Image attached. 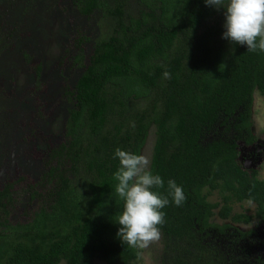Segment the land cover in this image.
Listing matches in <instances>:
<instances>
[{"label": "trees", "instance_id": "16d2710c", "mask_svg": "<svg viewBox=\"0 0 264 264\" xmlns=\"http://www.w3.org/2000/svg\"><path fill=\"white\" fill-rule=\"evenodd\" d=\"M71 1L87 18L99 8V0ZM126 5L116 0L107 10L112 32L92 45L67 87L63 139L47 146L38 182L22 189L37 202L35 211L11 220L15 201L0 192L8 197L0 203V264H136L141 249L117 237L123 201L115 192L114 154L119 148L141 155L151 126L149 167L164 180L159 191L168 195L172 179L186 196L182 206L169 197L163 209L165 264H239L238 243L255 231L237 225L264 226V181L238 150L257 141L251 109L255 92L264 97V52L223 39V10L204 0H138L128 17ZM80 40L83 52L87 39ZM214 191L220 202L208 201ZM244 203L255 204L252 215L233 212ZM213 250L217 256L206 255ZM260 257L256 263L264 264Z\"/></svg>", "mask_w": 264, "mask_h": 264}, {"label": "rangeland", "instance_id": "374dc122", "mask_svg": "<svg viewBox=\"0 0 264 264\" xmlns=\"http://www.w3.org/2000/svg\"><path fill=\"white\" fill-rule=\"evenodd\" d=\"M114 1L116 0H99V8L91 18H87L79 13L71 0H0L1 190L8 184L14 192V186L21 187L20 177L25 184L36 183L41 178L46 168L43 166L47 155L45 151H49L50 146L56 148L63 139L71 107L66 96L67 87L71 89L83 71L82 64L87 62L92 45L112 32L114 21L107 10L114 7ZM126 2L125 16L128 17V12L135 15L138 0ZM82 37L87 39L82 44L83 52L77 49ZM39 63L42 69L36 78L34 69ZM41 85H45L47 89L41 100L46 111L52 110V116L45 122L35 119L30 126L28 123L33 107L29 95L33 86ZM137 102L131 104L138 106ZM251 111L252 130L257 141L250 147L238 144L240 161L248 163V168L256 169L257 179L264 181V97L258 92L254 93ZM30 134L33 136L29 139ZM154 134V127L151 126L141 152L149 162L155 141ZM46 145L49 147L46 148ZM77 181L78 179V185ZM13 197L15 202L11 205V220L20 218L23 221L24 213L30 214L37 208L35 201L30 203L26 197L25 200H18V195ZM208 201L220 202L218 192H212ZM233 210L234 213L252 215L255 204H235ZM213 220L218 224L222 223L216 216ZM227 222L229 221L223 223ZM237 228L244 232L255 231L238 243L236 248L243 255L242 261L238 263L257 264V256L264 259V245L259 246L264 240V226L253 220L249 224H239ZM249 243L255 245H248ZM210 254L214 258L217 251H207L206 255ZM166 256L161 237L148 248L141 249L136 264H165ZM59 264L65 262L61 261ZM93 264L105 263L95 260Z\"/></svg>", "mask_w": 264, "mask_h": 264}, {"label": "clouds", "instance_id": "9594fccd", "mask_svg": "<svg viewBox=\"0 0 264 264\" xmlns=\"http://www.w3.org/2000/svg\"><path fill=\"white\" fill-rule=\"evenodd\" d=\"M204 2L217 10H223V39L245 46L249 52H264V0ZM163 75L167 79L171 74L165 71ZM114 155L119 160V167L113 174V179L117 182L115 192L123 201L122 211L116 221L120 226L117 237L130 248L146 249L161 238L160 229L165 223L163 209L169 206V197L171 203L182 206L186 200L184 190L169 179L168 195H164L159 191L164 188V180L160 175L152 173L146 156L119 148ZM247 161L252 164L250 159ZM263 245L260 243L259 246Z\"/></svg>", "mask_w": 264, "mask_h": 264}, {"label": "flooded vegetation", "instance_id": "af4514ba", "mask_svg": "<svg viewBox=\"0 0 264 264\" xmlns=\"http://www.w3.org/2000/svg\"><path fill=\"white\" fill-rule=\"evenodd\" d=\"M41 69H42V67H40L38 74H36V71L34 70V77H36V78L39 77V73H40ZM46 91H47V89H46L45 85L33 86V88H31V94L29 96L31 97V103H32L33 110L31 112V119L28 123L30 126H31V124H34L35 119H37L39 121L41 120L42 122H45L48 119H50L52 116V110L48 109L46 111L45 110V104L41 100L42 95L45 94ZM30 129L33 131V127H31ZM32 136L33 135L30 134L29 137H32ZM47 146L48 145H46V148H47ZM19 171L24 173V171L21 168H19ZM19 183H20L21 187H15L14 186V188H16V189H14V192L11 191L10 186L8 184H6L4 186L3 190H1V188H0V192L7 193V195L10 196L11 198H13L14 201H15V198L13 197L14 195H18V200H21V199L25 200L24 197L29 199L28 196L21 195L22 189L25 188L27 185L24 183V180L21 177L19 178ZM7 198L8 197H5V196L1 197L0 203H5L7 201L5 199H7Z\"/></svg>", "mask_w": 264, "mask_h": 264}, {"label": "water", "instance_id": "95a60500", "mask_svg": "<svg viewBox=\"0 0 264 264\" xmlns=\"http://www.w3.org/2000/svg\"><path fill=\"white\" fill-rule=\"evenodd\" d=\"M245 167H246V168H248V167H249V165H248V164H245Z\"/></svg>", "mask_w": 264, "mask_h": 264}]
</instances>
